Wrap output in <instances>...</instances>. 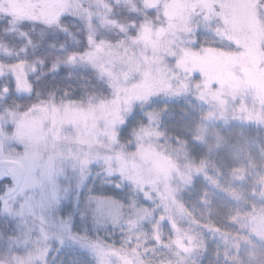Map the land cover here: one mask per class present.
<instances>
[{"label":"snow or ice","instance_id":"obj_1","mask_svg":"<svg viewBox=\"0 0 264 264\" xmlns=\"http://www.w3.org/2000/svg\"><path fill=\"white\" fill-rule=\"evenodd\" d=\"M0 264H264V0H0Z\"/></svg>","mask_w":264,"mask_h":264}]
</instances>
